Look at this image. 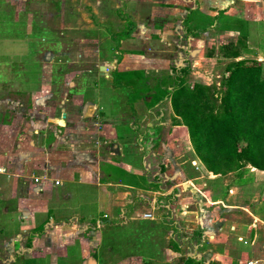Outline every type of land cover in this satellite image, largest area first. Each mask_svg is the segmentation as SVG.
Listing matches in <instances>:
<instances>
[{"label":"crops","instance_id":"1","mask_svg":"<svg viewBox=\"0 0 264 264\" xmlns=\"http://www.w3.org/2000/svg\"><path fill=\"white\" fill-rule=\"evenodd\" d=\"M11 1L13 6L16 1ZM76 1L78 4L73 6L66 4L65 0H57L60 21L56 25H60L58 28L62 30L69 29L72 34L65 41L55 37L40 44L42 48L36 55L42 68L38 71L29 70L22 62L14 59L25 48H6V42L11 40L0 37V62L4 60L0 66V116L5 119L4 121L0 117V264H16L20 258L25 264L34 258L39 259L40 264H67L70 257L68 249L72 246L80 248L76 264H184L185 260L200 255L204 261L190 264H246L251 259L260 260L264 264V227L261 226V223L264 224V217L259 211H251L255 221L249 227L251 240L248 241L247 238L244 242L246 235L239 236L240 241L251 245L250 255L246 258L236 257L226 245L216 248V234H209L201 239L204 248H179L181 243H177L179 238L173 233L174 230L171 239H174L175 248L170 243H162L163 231L167 230L163 224L164 218L168 221H173L175 217L187 220L188 223L191 222L187 224L190 229L197 225L189 214L184 219L180 214L173 215V218L161 214L155 217L152 212L154 219H147L143 214L151 212L150 210L140 213L137 210L136 204L146 200L144 191L154 185L152 181L161 171L159 169L158 172V155L154 153L156 147H150L157 143L155 140L161 133L158 128L153 129V125L161 122L167 106L161 102L154 105L150 102V107L137 116L139 120H127L121 114H114L110 101L106 102L105 97L101 96L106 91L112 98V93L117 92L118 88L113 85L114 76L121 78L129 72L126 65L123 69L117 67L119 61L131 62L132 57H138L139 49L143 53L140 58L150 61L149 64L154 69L143 75L150 77L149 75L156 73V77H162L172 73L166 67L163 71L164 65L160 63L163 57L158 51V42L164 40L162 30L174 28L177 22L178 28L182 23L181 28L185 30L187 18L193 13L203 15L207 22L205 27L209 29L216 28L214 22L218 23L220 15L246 20L248 33L244 36L250 41L253 31H259L262 23L258 21L254 25V21L245 19L243 10L246 8L243 6H251L250 3L260 0H199L200 5H195L197 8L194 10H184L182 22L176 21L174 17H177L184 0ZM67 14L77 17V22L67 20ZM213 17L215 19L212 23ZM46 18L47 16L40 21L41 26L43 23V30L57 34L52 28L54 22ZM107 21H112L109 26L118 34L126 32L116 47L108 33H91L98 26L99 31L103 30V24H107ZM194 22L195 20L189 26L196 27L197 23ZM134 29L146 33L154 30L156 33L144 35L139 41H135ZM230 32L239 33L237 27ZM185 33L189 39L193 38L191 34ZM199 34L194 36L199 38ZM73 43L74 54L85 49L90 60L103 61L96 62V67H91L89 72L97 70V79L108 82L106 90L95 88L88 93L84 85H78L81 83L78 78L86 72L83 68L79 70V65H76L79 63L76 62L77 56L65 53ZM144 45L146 47L143 49ZM74 64L78 68H72ZM104 64L108 67L106 71H101L100 67ZM143 68L145 66L141 70ZM31 81L34 83L32 86ZM169 109L172 114L171 101ZM152 112L157 117H152L154 119L149 123L147 117L152 116ZM123 114L125 115L124 112ZM171 114L168 115L169 119H172ZM173 117V122H176L171 127H180L175 114ZM146 150L148 153L142 157L148 176L144 187L124 184L122 181L113 183L106 167L117 165L124 168L128 165L122 159L128 161L129 157L136 153L140 155ZM116 159L121 161L116 164ZM130 169L131 173L139 172L137 168ZM77 184L86 186L85 196L90 197L85 199V203L97 206L95 213H87L82 210L81 204L72 203L71 199L77 195ZM93 191L98 194H93ZM157 202L161 207L160 199L153 198L150 202L152 209L157 207ZM162 204L168 208V215L170 209L173 214L176 212L174 203L170 200ZM142 220L152 223L153 231L149 232L145 228L136 230L150 234L144 238L145 241H150L149 252L142 255V252H136L113 260L109 254L115 251L116 243L107 241L108 247L104 249L106 256L99 254V248L103 246V229L109 234L117 227L131 225L132 222L134 226L141 227L138 223ZM192 224L195 226H190ZM236 229L235 227V231ZM165 238L168 243L170 236ZM140 249L142 251L145 248Z\"/></svg>","mask_w":264,"mask_h":264},{"label":"rangeland","instance_id":"2","mask_svg":"<svg viewBox=\"0 0 264 264\" xmlns=\"http://www.w3.org/2000/svg\"><path fill=\"white\" fill-rule=\"evenodd\" d=\"M15 1L13 6L16 9L13 8L11 0H0V37L11 40V42H6V48H25L21 49V53L15 56L14 59L22 62V65L27 69L38 71L42 68L36 55L37 51H40L42 48L40 44H44L45 41L47 43L50 38L55 37L65 41L72 33L69 29L62 30L58 28L60 25H56L59 24L60 21L58 18L60 16L58 12L60 6L57 0ZM65 1L68 5L76 6V4H78L76 0ZM250 4L251 6H243L246 8L243 10V17L254 21V25L257 24L258 21L260 24L262 23L259 27V31H253L250 41L249 38H246L240 31L239 33L230 32L231 30L233 31L234 27H238L240 22L247 25L246 20L237 19L235 17L227 18L220 15L217 21L218 23L214 22L215 18L213 17L211 22L216 24V28H210L206 32H202L203 27L207 26V22L204 18L203 22H201V24L198 23L196 26V28L199 29L197 33H200V37H190L192 39L186 36L185 30L181 28L182 23L178 28L179 23L177 22L174 28L162 30L164 34L162 38L164 40L158 42V51L163 57L160 63L164 65V68L166 67L168 70L171 69L172 73H168V75L162 77H156V73L149 75L150 77L143 75L144 72L147 73L146 71H149V73H151L154 69L149 64L150 61L140 58L143 53L139 49L137 52L138 57L131 56V62L127 60L119 61L117 67L123 69L126 65L129 72L125 73L121 78L114 76L115 83L113 85L118 89L117 92L112 93V98L106 91L105 94H101L103 98L105 97L106 102L110 101L109 103L113 107L112 112L114 111V114L117 113V115L121 114V116L127 120H139L137 116L140 112L150 107V101L152 99L151 93L156 95V99H158L156 101L162 104L164 103V105L167 106V109L163 111V119H159L161 122H156L153 125V129L158 128L161 133L155 140L157 143L150 147V149L156 147L154 153L158 155V166L160 167L158 168V172L161 170V167L164 169L160 171L159 176H155V180L153 179L152 182L154 185H151L152 187L149 190L147 189L144 191L147 198L145 201L136 204L137 210H139V213L150 210L154 212L155 217L156 215L159 217L161 214V216L173 218V215L180 214L186 219V214H189L192 215L191 218L195 220L193 223H197L198 227L192 224L190 226L195 227L190 229L187 224L191 222L188 223L187 220L182 221L179 217H175L173 221H168L163 217V224L167 229L166 231L164 230L162 234V237H164L162 241L163 244L170 243L171 246H173L174 239H171L173 230V233L175 235L177 234L179 238L178 242H176L181 243L179 244L181 245L179 248H187V246H191L192 248H204L201 239H204V236L207 237L209 234H216V248L226 245L229 252L236 257L240 259L246 258L250 255L251 245L244 242H246L247 238L248 241L251 240L252 233L249 227L255 223L251 211L252 213H257L259 211L264 217V171L247 164L244 170L241 169L240 171L229 172L226 163L227 160L223 159V162L219 161V165L216 167V171L219 175L210 172L209 166L200 159L201 155L196 151L192 138L190 137L189 129L184 124V121H182V119L177 121V123L181 125L178 128L171 127L175 125L174 123L176 122H173L175 112L173 110L171 114L172 110L169 109L170 101L162 100L166 94L167 88H172L174 84L173 76L176 66L187 64L190 66V72L186 77L190 83L197 82L214 87L215 98L217 99L216 104L218 106L220 104L223 80L227 78L229 74L227 68L233 66L232 64L235 60L247 59L249 62L258 60L264 63V0ZM195 5L199 6L200 1L184 0L180 5L179 13L176 14L177 17H174V19L182 22L185 17L184 10L189 8L194 10L197 8ZM118 12L121 13V10ZM114 14L116 13L114 12ZM45 16H47V20H52L54 22L52 28L56 30L57 34L54 33V31L51 33L50 30L49 32L43 30V23L41 26L40 21L42 20L41 18H45ZM70 19L71 21L76 20L77 22V17L75 18L67 14V20ZM28 25L30 28H28ZM103 25L105 27L103 30L99 31L100 26H98L96 31L91 33L94 35L108 33L109 39L115 42L114 47L118 46L126 32L122 31V33L118 34L117 31L112 30L109 26L112 25V21H107V24ZM69 26H71V24ZM30 30L31 32L29 33ZM155 33L156 31L154 32V30H149L148 33L139 29L133 30V35L136 38L135 41H139L144 35H154ZM59 35H61V37H59ZM162 38L159 37V39ZM74 47L75 45L73 43L71 48H68L65 53H72L77 56L76 62L79 63L76 65H79V70L83 68L86 72V74L78 78V80L80 79L81 81L78 85H84L85 89H88V93L95 88H99L102 91L106 90L108 86L106 83L108 82L104 79H97V70H94L92 73L89 72L91 67H96V62L102 63L103 61L90 60L88 58L90 55L85 53V49L84 51L79 50L78 53L74 54ZM78 47H80V45ZM145 47L146 45L143 46V49ZM138 48L141 47L138 46ZM233 52H238L241 56L235 59L232 56ZM3 62L4 60L0 62V66H2L1 63ZM76 65L74 64L72 68ZM144 66L145 68H143L142 71L141 68ZM166 68L163 71H165ZM132 70L134 71L131 72ZM125 82H129V84L125 85ZM32 84L34 83L31 81V86ZM18 85H20V82H18ZM141 98H143L142 101ZM156 103L157 102H153L152 105ZM216 113L219 115L220 110L217 109ZM169 114H171L172 117V119L170 118L171 121L168 116ZM0 117L5 121L3 116ZM152 117H157V115L154 113L152 116H148L149 123L153 121L154 118ZM175 120H177V118H175ZM142 121L143 118H141L140 122ZM146 153H148V150L142 152L140 155L136 153L131 158L129 157L128 161L122 159L123 163L128 165L124 168L117 165L107 166L106 170L111 175L110 178L113 180V183L122 181L124 184H134L135 186L142 185V187H144L148 180V176L145 171V164L142 157L143 154ZM115 161L117 164L121 160L116 159ZM132 167L137 168L139 172L131 173L130 168ZM242 171H245L243 176L241 175ZM158 177L160 178L158 179ZM242 178L245 179V181H242ZM76 186L77 195L71 199L72 203L77 205L81 204L82 210L87 213H95V208L97 206L85 203V199L90 197L85 196L87 191L86 186L84 184H77ZM93 194L97 195L98 193L93 191ZM153 198H156V200L160 199L161 207H159V202H157V207L154 209L151 208L150 202ZM167 200L174 203L176 210L174 214L170 209V214L168 215V208L164 206L165 204H162L163 202L167 203ZM103 213H105V211H103ZM138 224H140L141 227L134 226L132 222L131 225L127 224V226L117 227L109 234L103 229V246L99 248V254L103 253L102 255H105L104 249L108 247L106 245L107 241H114L116 243L115 251L109 254V257L113 260H118L121 256L131 255L136 252H142L140 255L149 252L148 250L151 248L150 241H145L144 238L150 234H143L141 231L136 230H143L145 228V230L153 231L152 223L142 220L139 221ZM168 226L170 228H168ZM261 226L264 227V224L261 223ZM235 227L237 228L236 231ZM226 232L228 234H226ZM174 234L173 238H175ZM100 235L102 236V234ZM240 235L243 237L246 235L244 237V242L240 241ZM165 236H170L168 243L165 240ZM153 244L155 246L154 242ZM208 246L210 247V245ZM140 248L145 249L140 251ZM173 248L175 247L173 246ZM79 250L80 248H78V246H72V248L68 249L70 257L67 260V264H76L75 259L79 255ZM197 253H199V251ZM192 255H194V253H192ZM143 257H145V255H143ZM164 258L166 259L167 257L165 256ZM201 258L200 255V257L190 260H192V262H198L199 260L204 261V259ZM182 260L184 259L182 258ZM187 260H185V263ZM37 263L40 264L39 259L34 258L31 259L28 264ZM16 264L25 263L20 258Z\"/></svg>","mask_w":264,"mask_h":264},{"label":"trees","instance_id":"3","mask_svg":"<svg viewBox=\"0 0 264 264\" xmlns=\"http://www.w3.org/2000/svg\"><path fill=\"white\" fill-rule=\"evenodd\" d=\"M203 18L193 13L188 16L187 25L193 20L201 24ZM187 25V33L198 34V28ZM207 29L209 27H203L202 32ZM237 30L245 36L248 33L243 22ZM232 56L236 59L241 54L233 52ZM232 65L227 68L229 74L223 80L218 106L214 87L186 79L190 72L188 64L176 66L174 84L167 88L162 99L171 101L177 121L182 119L188 127L200 159L216 175H219L216 167L223 159L227 160L229 172L244 170L247 164L264 171V63L242 59ZM151 97L150 102H158L155 94L151 93ZM163 169L161 167V171ZM244 173L242 171L241 175ZM190 262L192 260L188 259L185 264Z\"/></svg>","mask_w":264,"mask_h":264},{"label":"built area","instance_id":"4","mask_svg":"<svg viewBox=\"0 0 264 264\" xmlns=\"http://www.w3.org/2000/svg\"><path fill=\"white\" fill-rule=\"evenodd\" d=\"M57 183H59V182H57ZM143 217L147 218V219H154V214L152 212H146L143 214ZM246 264H261V263H260V260L251 259Z\"/></svg>","mask_w":264,"mask_h":264},{"label":"water","instance_id":"5","mask_svg":"<svg viewBox=\"0 0 264 264\" xmlns=\"http://www.w3.org/2000/svg\"><path fill=\"white\" fill-rule=\"evenodd\" d=\"M107 65L106 64H104V65H102L101 67H100V69H101V71H106V69H107Z\"/></svg>","mask_w":264,"mask_h":264}]
</instances>
